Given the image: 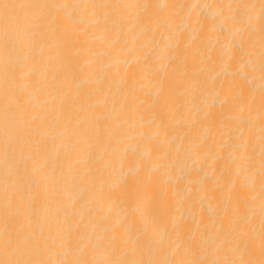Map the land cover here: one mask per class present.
Listing matches in <instances>:
<instances>
[{"label":"bare ground","instance_id":"6f19581e","mask_svg":"<svg viewBox=\"0 0 264 264\" xmlns=\"http://www.w3.org/2000/svg\"><path fill=\"white\" fill-rule=\"evenodd\" d=\"M8 2L98 6L43 9L30 30L35 35L26 34L13 55L34 71L27 93L11 99L39 115L63 111L59 123L46 122L38 153L34 145L16 147L44 194L46 240L35 258L55 260L67 250L71 259L85 244L91 259L98 242L96 258H103L109 252L103 242L115 233L129 250L135 247V258L173 262L203 248L211 259L220 245L218 226L248 198L240 215L254 212L258 259L260 0ZM68 16L81 36L73 34L76 42L65 45L61 29ZM244 63L249 67L242 70ZM145 182L155 193L151 202L143 196ZM3 203L0 185V238Z\"/></svg>","mask_w":264,"mask_h":264},{"label":"snow or ice","instance_id":"6c2138e0","mask_svg":"<svg viewBox=\"0 0 264 264\" xmlns=\"http://www.w3.org/2000/svg\"><path fill=\"white\" fill-rule=\"evenodd\" d=\"M96 8L97 5H68V4H43L38 2L15 3L0 0V93L3 95V104L0 105V128L3 132V142L0 144V155L3 158L4 173L0 177L3 187V223L2 238H0V264H264V126H262L261 153H260V221H259V258H256L257 241L253 233L252 220L254 212L250 210L248 216L240 215L241 206L248 205V198L239 200L230 213L227 223L221 222L217 229L220 242L215 249L213 258H206L204 249L192 258L179 259L173 262L156 259L135 258L136 249L128 248V241L118 240L115 233L104 241L109 250L103 258H96L100 247L98 242L91 246L93 258H88V245L81 244L78 253L73 258L66 259L67 250L58 259L35 258L41 252L39 241L46 240L44 226L40 211L42 196L39 184L30 178L27 160L16 157L17 144L23 148L35 146L37 153L41 143L46 137L42 130L46 122L59 123L63 111L56 110L53 117L47 110L44 115H39L27 102L20 103L11 99L12 94L17 97L24 96L30 86L33 69L24 70V65L13 60L14 53L20 51L25 35H35L30 30L37 27V22L42 19L43 9L62 10L66 8ZM99 7H120L119 5H100ZM143 7L147 8L148 5ZM236 7H255V5H236ZM31 10V11H29ZM55 17L50 23H55ZM251 20V17L249 18ZM83 22V17L80 18ZM226 22V21H225ZM77 24L71 16L66 18V25L61 29L64 35V44L75 43L81 36ZM220 31H225V23H221ZM75 34L76 40L72 39ZM86 37V33L84 34ZM245 42L241 40L237 51L245 52ZM249 64L244 63L241 69H247ZM260 75L264 79V0H260ZM264 92V90H262ZM145 107H152L148 100L141 101ZM261 117L264 119V95L261 97ZM68 131L67 122L65 132ZM39 137V139H37ZM46 161L39 166L43 171ZM35 171V169L33 170ZM26 192V194H25ZM155 193L151 191L149 182H145L143 196L151 202ZM36 216V225L32 224V216ZM39 229L37 235L36 229ZM46 246V245H45ZM64 247V241H61ZM188 250H185L187 255ZM223 252L222 258L220 257ZM131 255L133 258H128Z\"/></svg>","mask_w":264,"mask_h":264}]
</instances>
